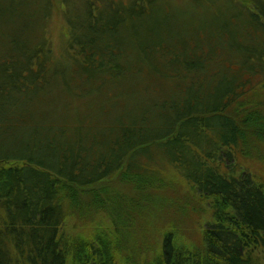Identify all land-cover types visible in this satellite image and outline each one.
Masks as SVG:
<instances>
[{"label":"trees","instance_id":"trees-1","mask_svg":"<svg viewBox=\"0 0 264 264\" xmlns=\"http://www.w3.org/2000/svg\"><path fill=\"white\" fill-rule=\"evenodd\" d=\"M34 1L0 0V264H261L264 1L192 29L182 0H83L79 60L53 59L57 0ZM156 42L165 87L140 89Z\"/></svg>","mask_w":264,"mask_h":264},{"label":"rangeland","instance_id":"rangeland-1","mask_svg":"<svg viewBox=\"0 0 264 264\" xmlns=\"http://www.w3.org/2000/svg\"><path fill=\"white\" fill-rule=\"evenodd\" d=\"M111 1L118 2V0H111ZM159 1L161 4L162 3L164 4V2H163L164 0H159ZM177 1H180V0H177ZM261 1H264V0H261ZM94 2H95L94 7L97 8L99 13L103 12V10L106 9L102 6V4L97 2V0H94ZM126 2L127 1L125 0V4H126ZM181 3L182 4L179 6H176L174 3H173L174 6H167L166 5L168 10L170 11V13L173 14V17H170V18H173L176 21H178L179 26H181V27L190 26V28H192V29H196L203 22L204 23L210 22L209 19L212 18V16H215V17L221 16L220 14H217V12H215V14H212L209 11H205L206 10L205 8H207V7L210 8V10H212V11H215V10L220 11V10H222L221 9L222 6L225 7L222 11H225V9L229 8L230 12H231V15L229 17L232 16L233 7L239 8V4H235L232 0H229V2H227V0H196L194 2H192V0H182ZM23 4L24 5H21V6H23V9L26 8L25 6H28L27 9L30 8V9L34 10L33 11V12H35L34 15L36 14V10L38 9V6H36L34 0H24ZM194 5H195V7H194ZM200 5H202V7H200ZM42 6H44V4H42L40 6V8ZM57 8L61 12L58 10L53 11L48 18L47 26H46V35L48 36L49 45L52 47L53 53H57V54L60 53L59 55L54 54L52 57L54 60H58V59H62L63 57L66 58L70 55V56L74 57V59L79 60L80 55L79 54L74 55L72 53V50L68 49V47H67L68 45H66V47H65V52L62 49L64 47L65 38H66V30L64 27L65 26L64 16L66 13V16H69L72 21L75 20V22H77L78 19H82V18L86 17L87 15H86V11L84 8V2H83V0H57ZM54 9L55 8H53L52 10H54ZM29 12H31V11H29ZM186 33L189 35H193L194 31L191 30V31H188ZM196 36H198V38H201L202 33L199 32L198 34H196ZM184 38L187 40L186 47H190L191 43H190V41H188V37H184ZM164 42L168 43L166 41H164ZM164 45H166V44H164ZM132 46H133L134 50H138L137 47H134L135 44H133ZM163 47L164 46L163 45L161 46V44L159 42H156V47L152 48V51L155 50V53H152L151 56H158L157 61L155 63L156 65L154 67L148 66L146 63L142 64L141 69H142V73L144 75L142 79L143 80L148 79L149 81H147V82L141 81L142 83L139 84L140 89L141 88L144 89L148 86L149 88L157 91L156 88L160 87V86H157V84L165 87L163 85V82L160 81V78H162V76H160V74H162L163 71L167 72V70H164L163 66H161V58L159 57L162 54V52H160V51H164ZM139 56H148V55H146V54L143 55L142 53H140ZM165 56H169V55H165ZM203 58H206V56H203ZM227 63H228V60H227L226 56H216L214 60H211V62L206 59V62L203 65L204 66L203 68L205 69V67L207 66L206 67L207 72L209 74H213L215 72H219L222 68L227 66ZM149 72H153V73L156 72V74H158L159 80L157 82H154L153 77H148L147 74ZM111 91H113V90H111ZM123 97H124V92L121 91V93L117 96V100L119 102H121ZM140 97H141L140 101H141V104L143 106L144 105H150L151 101H149L148 99L144 100L142 98V93H140ZM158 97H159V94L157 95V99H158ZM118 112L122 113V111L120 109L118 110ZM259 145H258V147H256L255 145H251V147H249V151H250V153L252 152L251 157L252 156L256 157L258 155V157H262L264 160V145L263 146H259ZM253 152H255L256 154H254ZM255 161L259 162L260 163L259 165L264 168V162L257 161V160H255ZM260 173L263 174L264 169H262L260 171ZM187 225L189 226L188 223H187ZM258 255H259L258 257H260V263L264 264V250L259 251Z\"/></svg>","mask_w":264,"mask_h":264}]
</instances>
